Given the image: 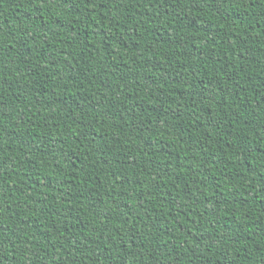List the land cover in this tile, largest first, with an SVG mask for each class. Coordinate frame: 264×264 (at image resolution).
Listing matches in <instances>:
<instances>
[{"label": "trees", "instance_id": "16d2710c", "mask_svg": "<svg viewBox=\"0 0 264 264\" xmlns=\"http://www.w3.org/2000/svg\"><path fill=\"white\" fill-rule=\"evenodd\" d=\"M0 264H264V0H0Z\"/></svg>", "mask_w": 264, "mask_h": 264}]
</instances>
